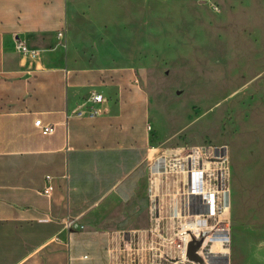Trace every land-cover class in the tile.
<instances>
[{"label":"crops","instance_id":"crops-1","mask_svg":"<svg viewBox=\"0 0 264 264\" xmlns=\"http://www.w3.org/2000/svg\"><path fill=\"white\" fill-rule=\"evenodd\" d=\"M76 5L0 0V264H111L110 233L148 225V165L165 144L150 93L125 56L82 52ZM141 198L146 223L126 228L115 216Z\"/></svg>","mask_w":264,"mask_h":264},{"label":"rangeland","instance_id":"rangeland-1","mask_svg":"<svg viewBox=\"0 0 264 264\" xmlns=\"http://www.w3.org/2000/svg\"><path fill=\"white\" fill-rule=\"evenodd\" d=\"M75 2L82 52L125 56L142 76L159 150L228 147L231 264H264V0ZM147 208L115 219L144 226Z\"/></svg>","mask_w":264,"mask_h":264},{"label":"built area","instance_id":"built-area-1","mask_svg":"<svg viewBox=\"0 0 264 264\" xmlns=\"http://www.w3.org/2000/svg\"><path fill=\"white\" fill-rule=\"evenodd\" d=\"M16 43L20 53L32 59L40 56L24 41L17 39ZM91 99L102 102L98 94ZM35 125L43 134L55 131L41 119ZM52 190L48 185L44 193ZM148 199L146 227L110 233L111 264H231L232 189L227 146L182 144L158 150L148 165ZM73 222L68 219L67 227Z\"/></svg>","mask_w":264,"mask_h":264}]
</instances>
